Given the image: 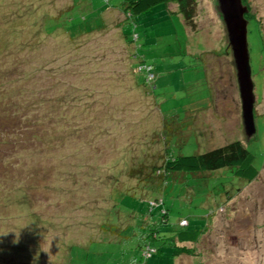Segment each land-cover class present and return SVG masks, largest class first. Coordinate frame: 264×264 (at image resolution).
I'll return each instance as SVG.
<instances>
[{"label":"rangeland","instance_id":"1","mask_svg":"<svg viewBox=\"0 0 264 264\" xmlns=\"http://www.w3.org/2000/svg\"><path fill=\"white\" fill-rule=\"evenodd\" d=\"M123 2L0 0V264H264V0H244L250 138L217 0H196L191 29L173 4L127 18ZM233 141L252 182L127 175ZM181 220L200 236L177 256Z\"/></svg>","mask_w":264,"mask_h":264},{"label":"trees","instance_id":"2","mask_svg":"<svg viewBox=\"0 0 264 264\" xmlns=\"http://www.w3.org/2000/svg\"><path fill=\"white\" fill-rule=\"evenodd\" d=\"M160 4H173L175 8L169 10V14L181 16L186 27L190 29L194 27L196 0H124L122 4V11L127 18H133L152 10L155 6ZM242 4L244 6L246 5L244 0H242ZM245 19L249 21L248 14L245 15ZM144 68L146 69L147 67H143V65L140 66L139 71L143 70ZM153 77L154 76L149 73L148 80L153 79ZM10 147L11 141L7 142L5 139L1 141L0 139V157L6 158V161L10 157V154L8 155L7 152L9 151ZM222 169L231 170L236 178L245 180L246 182H252L259 174L258 170H256V168L253 166V155L248 151L241 141H233L205 153H198L191 156L179 155L175 158L169 157L159 166L155 163L148 166L133 165L129 169L127 175L131 179H137V181L141 182L150 180L152 178L164 181L169 175L172 174H190L203 178L205 174ZM144 171L148 172V174L141 178L140 176L144 173ZM155 202L156 200L154 203ZM161 218L162 220H160L159 223L168 226L169 221L167 211L161 215ZM181 222H185L186 226H182ZM178 225V229L173 228L170 231L172 233L170 241L175 248L173 254L177 256L183 254L187 255L190 252L179 245H184L186 243H196L200 233L187 229L186 227H188V223L186 220H181ZM150 235L152 236L154 233L152 232ZM155 235L153 238L150 236L152 241L158 239L155 237ZM162 238H164L163 240H168V238ZM149 246L150 245H146L143 248L142 253Z\"/></svg>","mask_w":264,"mask_h":264},{"label":"water","instance_id":"3","mask_svg":"<svg viewBox=\"0 0 264 264\" xmlns=\"http://www.w3.org/2000/svg\"><path fill=\"white\" fill-rule=\"evenodd\" d=\"M217 2L226 28L236 72L243 130L245 135L250 138L255 134V96L247 43L248 21L245 19L248 10L242 4V0H217Z\"/></svg>","mask_w":264,"mask_h":264},{"label":"built area","instance_id":"4","mask_svg":"<svg viewBox=\"0 0 264 264\" xmlns=\"http://www.w3.org/2000/svg\"><path fill=\"white\" fill-rule=\"evenodd\" d=\"M184 224H186V223L185 222H181V225H184ZM152 251L153 250L150 247H147L145 249V251L143 252V254H144L145 257H149L151 255Z\"/></svg>","mask_w":264,"mask_h":264},{"label":"crops","instance_id":"5","mask_svg":"<svg viewBox=\"0 0 264 264\" xmlns=\"http://www.w3.org/2000/svg\"><path fill=\"white\" fill-rule=\"evenodd\" d=\"M180 246V245H179Z\"/></svg>","mask_w":264,"mask_h":264}]
</instances>
